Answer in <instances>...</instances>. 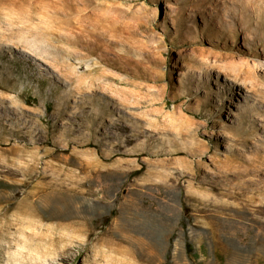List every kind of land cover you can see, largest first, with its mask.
Listing matches in <instances>:
<instances>
[{
  "label": "rangeland",
  "instance_id": "rangeland-1",
  "mask_svg": "<svg viewBox=\"0 0 264 264\" xmlns=\"http://www.w3.org/2000/svg\"><path fill=\"white\" fill-rule=\"evenodd\" d=\"M0 264H264V0H0Z\"/></svg>",
  "mask_w": 264,
  "mask_h": 264
},
{
  "label": "bare ground",
  "instance_id": "bare-ground-1",
  "mask_svg": "<svg viewBox=\"0 0 264 264\" xmlns=\"http://www.w3.org/2000/svg\"><path fill=\"white\" fill-rule=\"evenodd\" d=\"M28 50V49H27ZM33 53V52H32ZM236 77V76H235ZM238 77V76H237Z\"/></svg>",
  "mask_w": 264,
  "mask_h": 264
}]
</instances>
